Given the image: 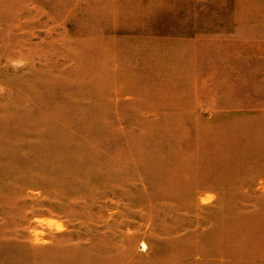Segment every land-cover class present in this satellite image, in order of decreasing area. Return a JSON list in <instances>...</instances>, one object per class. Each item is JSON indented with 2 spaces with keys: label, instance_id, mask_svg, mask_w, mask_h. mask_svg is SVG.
<instances>
[{
  "label": "rangeland",
  "instance_id": "374dc122",
  "mask_svg": "<svg viewBox=\"0 0 264 264\" xmlns=\"http://www.w3.org/2000/svg\"><path fill=\"white\" fill-rule=\"evenodd\" d=\"M0 264H264V0H0Z\"/></svg>",
  "mask_w": 264,
  "mask_h": 264
}]
</instances>
